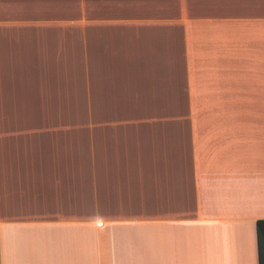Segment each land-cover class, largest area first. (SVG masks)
<instances>
[{
  "label": "crops",
  "instance_id": "0c3cea01",
  "mask_svg": "<svg viewBox=\"0 0 264 264\" xmlns=\"http://www.w3.org/2000/svg\"><path fill=\"white\" fill-rule=\"evenodd\" d=\"M70 3L0 0V264H260L264 0Z\"/></svg>",
  "mask_w": 264,
  "mask_h": 264
},
{
  "label": "rangeland",
  "instance_id": "374dc122",
  "mask_svg": "<svg viewBox=\"0 0 264 264\" xmlns=\"http://www.w3.org/2000/svg\"><path fill=\"white\" fill-rule=\"evenodd\" d=\"M64 1V10L62 11V14L64 17H69L71 14V3L70 0H63ZM87 3L88 0H79V5H80V21L86 22L87 20ZM87 109H80L81 115L86 114Z\"/></svg>",
  "mask_w": 264,
  "mask_h": 264
},
{
  "label": "trees",
  "instance_id": "16d2710c",
  "mask_svg": "<svg viewBox=\"0 0 264 264\" xmlns=\"http://www.w3.org/2000/svg\"><path fill=\"white\" fill-rule=\"evenodd\" d=\"M256 236L259 253V262L260 264H264V220L257 221Z\"/></svg>",
  "mask_w": 264,
  "mask_h": 264
}]
</instances>
